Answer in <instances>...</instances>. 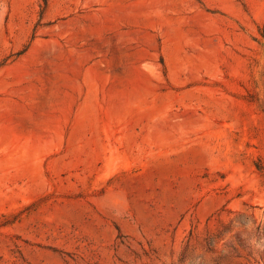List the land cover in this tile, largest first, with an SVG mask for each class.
Instances as JSON below:
<instances>
[{
  "label": "rangeland",
  "instance_id": "rangeland-1",
  "mask_svg": "<svg viewBox=\"0 0 264 264\" xmlns=\"http://www.w3.org/2000/svg\"><path fill=\"white\" fill-rule=\"evenodd\" d=\"M0 264H264V0H0Z\"/></svg>",
  "mask_w": 264,
  "mask_h": 264
}]
</instances>
